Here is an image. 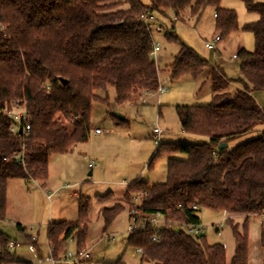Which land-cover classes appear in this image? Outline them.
Instances as JSON below:
<instances>
[{"label":"trees","instance_id":"1","mask_svg":"<svg viewBox=\"0 0 264 264\" xmlns=\"http://www.w3.org/2000/svg\"><path fill=\"white\" fill-rule=\"evenodd\" d=\"M220 1L0 0V219L6 215L11 180L45 181L52 154L67 153L77 143L89 141L93 104L107 103L98 90L113 86L116 104L147 91L157 92L160 71L152 53L155 39L141 19L143 12H170L175 23H188L199 21L212 7L222 40L239 26L236 12L223 8ZM243 1L249 11L259 14L244 27L254 34V51L243 47L237 53L244 87H235L215 65L210 75L212 102L177 106L182 131L206 140L160 141L150 163L165 156L167 180L151 183L137 178L129 185L126 199L130 210L134 205L131 195L143 192L145 197L139 204L142 216L159 211L171 225L161 228L158 240H153L157 230L150 225L130 233L128 246L143 249L142 261L249 264L250 219L264 212V131L234 147L229 143L264 123V108L253 94L254 90H264V2ZM175 23L166 36L177 42L180 50L167 71L173 80L186 75L198 78L209 63L175 35ZM15 103L27 106L31 116L28 134L10 131L5 111ZM223 143L227 146L221 148ZM89 208L90 198H82L76 221L48 226V241L56 260L66 253L68 240L78 238L80 250L84 248ZM121 208L117 203L101 212L110 222ZM201 208L227 214L236 242L230 262L223 244L210 245L205 236H194L184 229L189 223L202 222ZM237 215L245 217L242 231L234 224ZM10 240L0 230V264H32L14 258L8 249ZM260 243L264 249V220ZM109 264L127 263L121 258Z\"/></svg>","mask_w":264,"mask_h":264},{"label":"rangeland","instance_id":"2","mask_svg":"<svg viewBox=\"0 0 264 264\" xmlns=\"http://www.w3.org/2000/svg\"><path fill=\"white\" fill-rule=\"evenodd\" d=\"M220 5L236 12L239 29L223 36L222 40L217 42L216 50L205 46L206 40L212 41L221 35L216 28L214 8H207L199 21L190 20L188 23H175L170 12L167 15L154 12L158 23L165 28H173L175 23V35L208 61V67L200 77L186 75L179 80L171 78L167 69L178 55L180 45L167 39V29L162 32L154 30L155 42L161 48L154 54V60L160 71V87L167 91H157L147 96L135 95L121 104H116V90L113 86H109L106 91L98 90V95L106 98L107 103L96 101L93 104L92 133L89 141L77 143L74 149L67 153L52 154L48 161L47 180L17 178L9 182L7 211L5 218L0 219V230L20 244L12 251L17 260L39 264V259L49 257L51 248L48 226L50 223L76 221L79 218V202L88 197L89 221L83 250L89 251L91 256L82 264H109L121 258L127 264H157L142 261L140 254L134 255V249L128 246L131 217L126 194L129 185L137 178L151 183L167 180L168 159L161 156L157 157L153 164L150 163L158 149V143L154 139L156 127L163 131L159 141L199 143L206 140L207 137L200 139L182 131L177 106H203L212 102L210 75L216 64L223 69L235 87H244L240 59L233 55L243 47L254 51V34L244 27L247 23L256 21L259 14L249 11L243 0H221ZM253 94L258 104L264 108V90H254ZM96 128L101 129L103 133L96 135ZM262 131L264 123L253 132L232 140L229 147H234ZM91 161L96 166L90 175ZM108 194L110 196L105 197ZM117 203L121 204L122 208L107 222L101 212L102 208H111ZM199 215L202 224L206 226L201 235L206 237L210 245L223 244L227 261L230 262L235 254L236 242L227 214L201 208ZM244 219L242 215L234 216V224H239V231H242ZM222 221L224 224L221 226ZM18 224L27 228V231H20ZM216 225L220 227V234ZM32 227L34 230L30 231ZM249 232V264H264V249L260 243V217H251ZM28 235L38 237V251L31 249ZM109 236H114L115 240H111ZM79 244L78 238L66 241V253L76 254L80 250Z\"/></svg>","mask_w":264,"mask_h":264},{"label":"built area","instance_id":"3","mask_svg":"<svg viewBox=\"0 0 264 264\" xmlns=\"http://www.w3.org/2000/svg\"><path fill=\"white\" fill-rule=\"evenodd\" d=\"M141 19L145 25V27L150 31L153 32L154 30L157 32H162L163 29H167L168 31L171 29L170 27L165 28L164 26L160 25L158 23V21L156 20V17L154 15V13L150 12V11H145L141 14ZM221 41L220 36H216L212 41H205V46L208 49L211 50H216V44L217 42ZM160 46L158 43L155 42L154 44V49H153V55L155 53H157L160 50ZM234 57H237V54L233 55ZM160 93H163L165 91H167V89L165 88H161L159 86V89L157 90ZM153 93L150 92H145L143 95H150ZM144 102H146V100H144ZM5 115L7 116V118L11 121L10 124V131L12 133H18L20 127L22 126V133L23 134H28L29 131L31 130V116L28 112L27 106L25 103H15L13 104L10 108H8L5 111ZM162 129H160L159 127L155 128V132H154V139L157 143H159V138L162 134ZM95 133L99 134L102 133V130L99 128L95 129ZM20 157V156H19ZM96 165L93 161H91L89 163V167L90 168H94ZM145 197V194L143 192H139V193H133L131 195V199L133 202V206L130 210L131 213V223L129 226V232H133L134 230L138 229V228H145L146 226H152L154 229L157 230V234L153 236V240H158L159 235L158 233L161 231L162 227H171V225L167 222L166 217L164 216V214L162 212H156L154 214H150L148 216H142L143 212L141 207H139V204L141 202V200ZM194 209H198L197 205L193 206ZM260 218L261 220H264V212H262L260 214ZM224 224V222L222 221L220 223V225L222 226ZM217 231L220 234V227L216 225ZM184 229L189 233L192 234L194 236H199L201 235L202 232L205 231L206 226L202 224V222H198V223H189L187 225L184 226ZM30 231L34 230V227H32L31 229H29ZM110 237V236H109ZM111 240H115V237L112 236L110 237ZM38 240V237L35 235H30V245H31V249L33 251L36 250V246L34 244L35 241ZM20 244L17 241L14 240H10L8 243V249H10L11 251H14L17 247H19ZM51 248V255L49 257H47L46 259H39L38 262L39 264H44L45 262H50L52 264H57L58 262H63L66 264H82L84 261H87L90 256L91 253L89 251H85L83 249L79 250L76 254H73L71 252H68L64 255V257H62L60 260H56L53 257V247L50 246ZM143 252V249L140 248H136L134 249V255L135 254H141Z\"/></svg>","mask_w":264,"mask_h":264},{"label":"water","instance_id":"4","mask_svg":"<svg viewBox=\"0 0 264 264\" xmlns=\"http://www.w3.org/2000/svg\"><path fill=\"white\" fill-rule=\"evenodd\" d=\"M62 82H63L64 84L67 83L66 80H62ZM121 118L124 119L123 116H121ZM19 132L22 133V126L20 127ZM226 146H227V144H226V143H223L222 146H221V148H224V147H226ZM91 174H92V172H90V175H91Z\"/></svg>","mask_w":264,"mask_h":264},{"label":"crops","instance_id":"5","mask_svg":"<svg viewBox=\"0 0 264 264\" xmlns=\"http://www.w3.org/2000/svg\"><path fill=\"white\" fill-rule=\"evenodd\" d=\"M217 65V64H216ZM137 95H139V96H142V95H140V94H137ZM154 132H155V129H154ZM94 133H95V130H94ZM103 133V132H102ZM102 133H99V134H96V135H100V134H102ZM161 136H163V132H162V134H161ZM90 172H93V169L91 168V170H90ZM124 184V183H123ZM36 251H38V247H36V250H35V252ZM15 259H16V257H14Z\"/></svg>","mask_w":264,"mask_h":264}]
</instances>
